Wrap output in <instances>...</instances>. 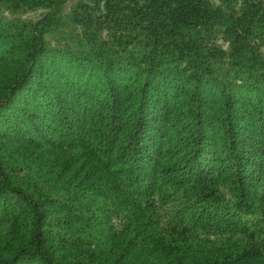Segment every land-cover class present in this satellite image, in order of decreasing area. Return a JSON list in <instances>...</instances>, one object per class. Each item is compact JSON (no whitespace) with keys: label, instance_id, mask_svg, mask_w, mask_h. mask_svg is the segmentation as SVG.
Here are the masks:
<instances>
[{"label":"trees","instance_id":"obj_1","mask_svg":"<svg viewBox=\"0 0 264 264\" xmlns=\"http://www.w3.org/2000/svg\"><path fill=\"white\" fill-rule=\"evenodd\" d=\"M261 183L264 0H0V264H264Z\"/></svg>","mask_w":264,"mask_h":264},{"label":"rangeland","instance_id":"obj_2","mask_svg":"<svg viewBox=\"0 0 264 264\" xmlns=\"http://www.w3.org/2000/svg\"><path fill=\"white\" fill-rule=\"evenodd\" d=\"M29 17L35 18V15H30ZM252 201L255 203V205H258L261 209H264V183H261V185L255 187Z\"/></svg>","mask_w":264,"mask_h":264}]
</instances>
